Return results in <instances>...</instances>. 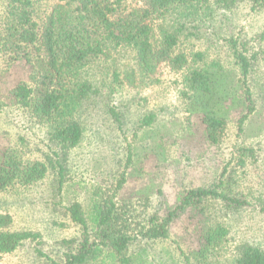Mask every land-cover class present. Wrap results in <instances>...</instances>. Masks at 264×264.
<instances>
[{
    "label": "rangeland",
    "instance_id": "obj_1",
    "mask_svg": "<svg viewBox=\"0 0 264 264\" xmlns=\"http://www.w3.org/2000/svg\"><path fill=\"white\" fill-rule=\"evenodd\" d=\"M131 8L142 0H125ZM210 0L199 22L184 20L175 52L192 58L201 52L205 62L217 60L225 70L237 71L228 41L236 40L257 57L248 77L255 111L238 130L235 114L228 118L218 144L181 147L179 139L186 118V101L180 93L186 69H172L159 62L151 73H140L134 51L122 46L87 65L84 77L98 93L74 114L83 129L79 143L58 169L59 152L48 140V126L18 106L0 107V151L14 150L22 161L52 160L39 180L27 185L14 181L0 190V213L12 218L10 230L38 232L17 249L2 254L0 264H53L65 252L64 239L79 237L82 228L72 221L68 207L77 202L86 216L96 206L111 203L119 224L131 237L123 254L126 264H234L235 247L249 242L264 249V4L237 0L230 9ZM65 0H37L35 16L42 20ZM5 18V0H0V23ZM177 16L153 14L148 22L156 38L161 27H170ZM240 47V49H241ZM5 59L0 53V72ZM12 67V66H11ZM6 74H14L12 68ZM114 73L118 79H115ZM237 73V72H236ZM154 114L149 125L145 116ZM244 149V151H242ZM222 179L241 207L210 200L205 203L204 221L227 230L223 241L202 260L193 257L197 242L193 235L200 216L186 213L170 225L166 238L142 235L149 220L160 219L188 189L207 188ZM152 226V225H150ZM92 228L90 227V230ZM91 234V233H90ZM103 248L87 264H121ZM199 260V261H198Z\"/></svg>",
    "mask_w": 264,
    "mask_h": 264
},
{
    "label": "trees",
    "instance_id": "obj_2",
    "mask_svg": "<svg viewBox=\"0 0 264 264\" xmlns=\"http://www.w3.org/2000/svg\"><path fill=\"white\" fill-rule=\"evenodd\" d=\"M36 1L5 0V18L0 23V53L5 59L4 70L0 72V107L18 106L38 122L47 124L48 140L59 151L56 156L61 175L64 170L61 161L66 162L69 151L82 137V126L74 114L84 101L98 93L83 71L118 47L134 51L144 77L162 61H167L172 69H186L180 95L186 101L187 115L179 139L181 147L188 151L203 145L216 146L232 113L241 131L256 109L248 77L257 57L254 53L248 54L236 40L228 41L237 68L234 72L225 70L217 60L205 62L200 51L191 59L175 52L186 29L184 20L199 22L202 10L210 9V0H142L140 8L129 7L125 0H65L42 20L35 16ZM236 1L215 0L214 3L219 8L230 9ZM251 1L253 6L264 4V0ZM153 14H173L177 18L170 27H161L155 38L148 22ZM260 38L264 39V32ZM11 66L15 67L14 74H6ZM114 77L118 79L115 73ZM153 117L154 114L145 116L141 124L149 125ZM55 165L50 159L48 162L22 161L14 150L2 149L0 190L14 181L25 185L35 182ZM210 200L236 207L246 203L219 179L207 188H192L182 193L164 216L149 220L151 223L142 235L166 238L170 225L178 217L185 213L188 219L198 215L193 257L206 258L227 234L224 226L204 221L205 203ZM68 212L82 232L79 237L61 241L65 252L53 264H87L99 257L103 248H108L109 255L121 264L130 263L131 257L123 253L131 237L119 224L113 203L95 205L88 217L77 202L68 207ZM11 223L9 214L0 213V257L24 241L39 237L38 232L10 230ZM235 250L234 264H264V249L259 245L240 242Z\"/></svg>",
    "mask_w": 264,
    "mask_h": 264
}]
</instances>
